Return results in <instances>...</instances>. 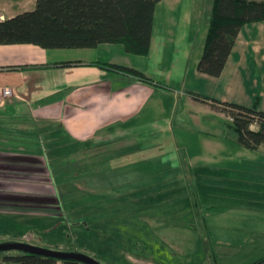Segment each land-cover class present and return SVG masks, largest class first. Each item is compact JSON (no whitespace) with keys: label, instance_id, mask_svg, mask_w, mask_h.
<instances>
[{"label":"crops","instance_id":"0c3cea01","mask_svg":"<svg viewBox=\"0 0 264 264\" xmlns=\"http://www.w3.org/2000/svg\"><path fill=\"white\" fill-rule=\"evenodd\" d=\"M212 2L161 1L146 56L127 54L120 44L72 50L0 45V87L13 92L0 108V204L17 203L16 191L23 184L17 174L25 173L30 161L48 160V153L39 147V133L42 143L49 140L59 146L56 156L89 161L91 186L98 177L113 178L114 183L116 178L136 177L137 187L128 191L157 194L161 191L157 180L148 185L144 179L157 178L159 169H166L157 165L163 151L187 144L189 155L203 170L216 168L235 177L249 176V184L263 192L257 203H264V145L250 151L227 138L228 132L219 131L215 123L210 125V118H220L226 127L230 120L195 98L246 108L257 100V110L264 112V22L241 28L222 73L211 78L199 73L197 65ZM35 6L36 0H0V20L33 11ZM63 62L79 64L59 66ZM98 64L137 70L149 82ZM22 66L35 68L19 69ZM179 106L182 121L177 125L173 113ZM191 124L204 136H190L186 127ZM178 135L182 143L176 140ZM159 136L154 142L152 138ZM35 169L42 173L46 168ZM263 222L261 229L252 228V240L256 233L264 234Z\"/></svg>","mask_w":264,"mask_h":264},{"label":"rangeland","instance_id":"374dc122","mask_svg":"<svg viewBox=\"0 0 264 264\" xmlns=\"http://www.w3.org/2000/svg\"><path fill=\"white\" fill-rule=\"evenodd\" d=\"M174 113L180 125L182 107L175 108ZM214 123L219 131L228 132L227 138L235 139L220 118L211 117L210 125ZM194 126L186 127L192 132L190 136H204ZM40 136L37 141L43 153H48V160H32L25 173L17 174L18 182H23L21 187L18 183L16 191L19 202L0 204V244L17 241L80 252L100 264H251L264 257V234L256 233L251 239L252 228L261 229L264 221V203H257L263 192H256L259 186L249 184V176L235 177L216 168L203 170L189 155L188 145L178 144L159 156L157 165L166 169H159L157 178L144 179L148 185L157 180L160 192L126 195L118 203L110 200L115 193L102 191L113 178L98 177L95 186L83 187L88 176L72 178L70 174L71 170L81 171L89 161L72 162L74 156H56L59 146L53 149L57 144L49 140L42 143ZM160 137L152 139L156 142ZM176 140H181L179 135ZM37 167L46 169L38 173ZM125 181L127 178H116V184ZM101 184L105 185L97 188ZM76 197L89 198V206L83 209L85 205L76 200L68 206L62 203L61 211L59 201ZM100 205L114 206L109 218L103 220L98 215L97 219H88L91 208ZM82 216L85 219L81 225L78 218ZM102 221H106V229ZM85 223L93 230L85 231ZM118 243L126 247L118 249Z\"/></svg>","mask_w":264,"mask_h":264},{"label":"trees","instance_id":"16d2710c","mask_svg":"<svg viewBox=\"0 0 264 264\" xmlns=\"http://www.w3.org/2000/svg\"><path fill=\"white\" fill-rule=\"evenodd\" d=\"M161 1L163 0H36L33 11L0 20V45H33L45 50H72L94 49L102 44H120L127 54L146 56L151 47L156 6ZM259 22H264V0H213L197 71L211 78L219 77L241 28L246 24ZM78 64L79 62H63L59 66L70 67ZM98 65L139 81L149 82L148 78L137 70L112 64ZM31 68L35 67L22 66L19 69ZM195 98L205 104L209 103L213 110L224 114L230 120L231 124L227 129L236 136V143L241 147L257 151L264 145V112L257 110V100L252 108H246L233 103ZM83 168L85 169L76 170L77 172L71 170L70 177L88 176L86 178L88 182L83 186L88 188L90 180H93L89 176L90 164ZM94 179L96 181L97 178ZM126 182L116 184L117 182L111 180L106 185L108 188L102 191H107L108 194L115 193V197L110 200L118 203L123 196L139 195L137 190H125L128 185L129 188L132 186V189H135L139 183L138 178L130 177ZM102 185L105 184L97 185V188L103 187ZM82 198L61 200L59 204L67 205L69 202L72 204L79 200V204L85 205L82 207L85 209L89 206V198L86 200ZM113 207L110 205H100L97 209L92 207L87 218L97 219L96 216L100 215L105 220L104 218H109ZM60 209L62 211L63 205ZM78 219L82 225L81 221L85 217ZM102 223L106 229V221ZM88 225L85 223L87 227L84 228L85 231L93 230ZM115 229L117 230V227ZM118 245V249L126 247L124 244ZM0 255V264H84L76 260H60L22 251H12L10 254L1 252ZM251 264H264V257Z\"/></svg>","mask_w":264,"mask_h":264},{"label":"water","instance_id":"95a60500","mask_svg":"<svg viewBox=\"0 0 264 264\" xmlns=\"http://www.w3.org/2000/svg\"><path fill=\"white\" fill-rule=\"evenodd\" d=\"M12 251H22L26 253L39 254L60 260H76L84 264H100L93 258L83 253L77 252H63L58 250L47 249L39 246H34L23 242H12V243H1V252H12Z\"/></svg>","mask_w":264,"mask_h":264},{"label":"built area","instance_id":"2783aa9c","mask_svg":"<svg viewBox=\"0 0 264 264\" xmlns=\"http://www.w3.org/2000/svg\"><path fill=\"white\" fill-rule=\"evenodd\" d=\"M13 97L12 89L9 87H0V107Z\"/></svg>","mask_w":264,"mask_h":264}]
</instances>
